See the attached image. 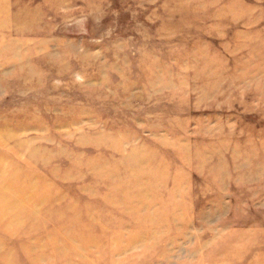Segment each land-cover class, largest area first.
Segmentation results:
<instances>
[{"label": "rangeland", "instance_id": "obj_1", "mask_svg": "<svg viewBox=\"0 0 264 264\" xmlns=\"http://www.w3.org/2000/svg\"><path fill=\"white\" fill-rule=\"evenodd\" d=\"M2 164L0 264H264V0H0Z\"/></svg>", "mask_w": 264, "mask_h": 264}, {"label": "bare ground", "instance_id": "obj_2", "mask_svg": "<svg viewBox=\"0 0 264 264\" xmlns=\"http://www.w3.org/2000/svg\"><path fill=\"white\" fill-rule=\"evenodd\" d=\"M1 1H3V0H1ZM3 4V3H2ZM3 6H1V8H2ZM2 11H3V9H2ZM1 11V12H2ZM4 12V11H3ZM116 148H117V146H116ZM112 151V150H111ZM121 152L120 154H122L123 152H122V147L121 148H118V152ZM147 151V150H146ZM116 152V151H115ZM130 153V152H129ZM34 157H35V153H33V155H31V159H32V161L36 164V163H38V161H34L35 159H34ZM130 157L131 158H134L135 160H136V162H137V164L140 162V166L141 167H143L144 165H145V163L147 162L146 160H144L145 158H144V156L142 157L141 155H140V153H139V151H138V149H133V150H131V153H130ZM129 157V158H130ZM140 157H142L141 159H140ZM126 159V161H125V163L127 164V166L128 165H130V163L131 162H133V161H131L130 159ZM147 159H148V157H146ZM197 159H198V162H199V165L200 164H203L204 162H205V159H204V157H201V158H198L197 157ZM124 160V159H123ZM150 160V159H149ZM134 164V163H133ZM132 165V164H131ZM135 165V164H134ZM2 166H3V164L0 166V176H4V168H2ZM133 166V165H132ZM140 168V167H139ZM130 169V168H129ZM93 171H94V169H92ZM96 170V169H95ZM116 170V169H115ZM134 170H135V168H134ZM117 171V170H116ZM136 171V170H135ZM146 171H147V169H146ZM94 172H97V173H100V174H102V172H103V170H101V171H94ZM108 171H106V173H107ZM148 172V171H147ZM119 173H120V171H119ZM134 173V172H133ZM137 173V172H136ZM136 173H135V175L134 176H136ZM139 174V177L141 176V174L140 173H138ZM120 175V174H119ZM127 175V174H126ZM142 175H144V174H142ZM148 175V174H147ZM147 175H146V177H147ZM106 176V178L108 177H111V178H113V179H117V177H119V176H117V173L116 172H111L110 171V173H107V175H105ZM150 176V175H149ZM148 176V177H149ZM19 177V176H18ZM21 178V177H20ZM19 178V179H20ZM130 178V177H129ZM143 178V177H142ZM29 179V178H28ZM125 179V178H124ZM132 179V178H131ZM130 179V180H131ZM126 180V179H125ZM133 180V179H132ZM117 181V180H116ZM124 181V180H123ZM122 181V182H123ZM159 181V180H158ZM134 182V181H133ZM136 182V181H135ZM142 182V181H141ZM33 183V182H32ZM126 183V182H125ZM139 183H140V181H139ZM159 183V182H158ZM34 185L33 186H35V185H37L36 183H33ZM13 185V181H10V182H6V181H3L1 178H0V197L1 196H3L2 194L4 193L5 194V190H8L9 189V187L11 188V186ZM124 185V184H123ZM224 185V184H223ZM25 186V185H24ZM38 186V185H37ZM46 185H44V187H45ZM47 186H48V184H47ZM13 187V186H12ZM26 187V186H25ZM6 188V189H5ZM38 188V187H37ZM22 189H24V188H22ZM26 189V188H25ZM28 189V188H27ZM36 189V188H35ZM30 190V189H29ZM46 190V189H45ZM45 190H44V192H45ZM13 193H17V192H20L19 190H17L16 188H14L13 190ZM22 191V190H21ZM31 192L32 191H35L33 188L30 190ZM30 191H29V193H30ZM48 191V190H47ZM123 191V190H122ZM23 192V194H24V192H26V191H22ZM43 192V191H42ZM43 192V193H44ZM12 193V194H13ZM34 194H35V192H33ZM32 193V194H33ZM47 193V192H46ZM26 194V193H25ZM36 194L38 195L39 193H37L36 192ZM36 194H35V196H36ZM40 195V194H39ZM46 195V194H45ZM49 195H51V194H49ZM49 195H47L48 197H49ZM15 196V195H14ZM31 196V195H30ZM7 197V196H6ZM19 197H20V195H19ZM13 198V197H12ZM14 198H16V197H14ZM28 198V197H27ZM32 198V197H31ZM36 198V197H35ZM34 198V199H35ZM45 198H46V196H45ZM44 198V199H45ZM19 199V198H18ZM3 200V199H2ZM12 200H14V199H12ZM33 200V199H32ZM48 200V199H47ZM15 201H16V199L14 200V203H15ZM19 202L21 201V200H18ZM23 201V200H22ZM28 201V200H27ZM30 201V200H29ZM11 202V201H10ZM17 202V201H16ZM25 202V201H24ZM23 202V203H24ZM33 202V201H32ZM43 203H45L46 201H42ZM34 203V202H33ZM32 203V204H33ZM35 204H36V202H35ZM30 205V204H29ZM28 205V206H29ZM22 206V205H21ZM24 206V205H23ZM22 206V207H23ZM25 206H26V204H25ZM31 207V206H30ZM42 208V207H41ZM9 205H1L0 204V211L3 213H8L9 212ZM21 209V208H20ZM24 209V208H23ZM30 209H32V211H33V208H30ZM178 210H179V207H178ZM24 211H25V209H24ZM23 211V212H24ZM39 211V210H38ZM16 212V211H15ZM20 212H22V210H20ZM17 213H19V212H17ZM30 213V212H29ZM28 213V214H29ZM28 214H27V216H28ZM4 215V214H3ZM31 215H32V213H31ZM5 216V215H4ZM17 216V215H16ZM15 216V217H16ZM20 215H18V217H19ZM30 216V215H29ZM28 216V217H29ZM150 216V215H149ZM12 217V216H11ZM18 217H17V219H18ZM22 218V217H21ZM25 218V217H24ZM10 219V218H9ZM13 219H15L14 217H13ZM12 219V220H13ZM23 219V218H22ZM19 220V219H18ZM154 220V219H153ZM19 221H21V220H19ZM24 221V220H23ZM151 221V220H150ZM1 222H3V219H1L0 218V223ZM13 223H15V221L13 220ZM18 223V221H16V224ZM148 223V222H147ZM6 224V223H5ZM3 226H5V225H3ZM17 226V225H16ZM13 227V226H12ZM14 228V227H13ZM19 228H20V226H19ZM6 229H4V231H5ZM10 230H12V229H10ZM9 230V231H10ZM16 230V229H15ZM18 230V229H17ZM21 230V229H20ZM20 230H18V231H20ZM13 231V230H12ZM17 231V232H18ZM154 232H155V229H154ZM8 234H9V232H8ZM7 235V234H6ZM154 235H155V233H154ZM11 236V235H10ZM153 236V235H152ZM139 238H141V237H139ZM152 238V237H151ZM235 238H237V237H235ZM235 238L234 237H232V239H230L231 240V242H230V245H228V246H231V243L233 242V241H235ZM240 237H238V239H239ZM130 241V240H129ZM153 241V240H152ZM138 243V239H134V240H131L130 241V246L129 247H127L126 249H122L121 251H119V253L121 254V255H124V254H126V256H127V252L128 251H130V249L132 248L133 249V247H134V245H138L137 244ZM147 244V243H146ZM137 247V246H136ZM148 247V246H147ZM146 247V248H147ZM130 248V249H129ZM228 249L229 250H231L232 249V247H231V249L228 247ZM2 252V251H1ZM226 252H227V250H226ZM220 254H222V252L220 253ZM166 255V254H165ZM164 255V256H165ZM216 255V254H215ZM218 255V254H217ZM169 257V256H168ZM168 257H166V258H168ZM217 257V256H216ZM164 258V260H165V257H163ZM215 259V258H214ZM233 259V258H232ZM163 260V261H164ZM167 261V260H166ZM124 262V261H123ZM192 262V261H191ZM167 264V263H166ZM202 264V263H201Z\"/></svg>", "mask_w": 264, "mask_h": 264}]
</instances>
